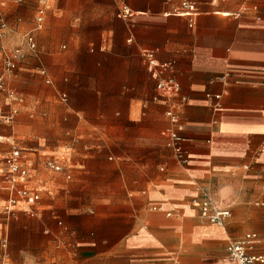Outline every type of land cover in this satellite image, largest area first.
Here are the masks:
<instances>
[{
  "label": "crops",
  "instance_id": "0c3cea01",
  "mask_svg": "<svg viewBox=\"0 0 264 264\" xmlns=\"http://www.w3.org/2000/svg\"><path fill=\"white\" fill-rule=\"evenodd\" d=\"M190 1L193 27L179 0H57L39 31L40 0L1 13L32 26L22 44L35 59L0 92V111L15 114L0 123V264H226L228 243L250 233L264 255V0ZM150 53L168 66L157 78ZM20 70L39 72L63 105L38 128ZM170 110L187 165L167 147ZM52 128L68 138L51 155L18 148L39 201L12 205L4 170L16 137ZM205 193L230 211L224 228L201 221Z\"/></svg>",
  "mask_w": 264,
  "mask_h": 264
},
{
  "label": "built area",
  "instance_id": "2783aa9c",
  "mask_svg": "<svg viewBox=\"0 0 264 264\" xmlns=\"http://www.w3.org/2000/svg\"><path fill=\"white\" fill-rule=\"evenodd\" d=\"M57 0H40V6L37 11L36 17V29L42 30L45 24V18L50 5ZM181 12L180 15L190 18V26L195 25L194 18L196 16V6L190 0H179ZM9 29L3 15L0 13V32L5 33ZM26 45L31 52L37 50L35 39L32 35H27L24 38ZM24 56L21 50L17 49L6 54L3 69L0 72V92L7 90L8 80L13 78L18 70V63ZM146 58L149 63V68L155 78H157L156 70L167 69V65H159L152 53L147 54ZM42 75L46 77V73L42 72ZM50 84V81H46ZM158 89L164 92H179V86L173 81H160L158 83ZM220 99V97H216ZM66 102V98H62ZM15 114L5 115L0 111V123H12ZM167 117L171 123V127L167 131L168 142L167 147L173 152L175 159L181 165H187V154L183 148V137L181 132L183 131L180 125L178 115L170 110L167 112ZM49 167L56 172H60L62 169L56 164H50ZM29 170L23 164V152L21 150H14L5 159L4 179L8 186V190L11 193V204L16 205V198H20L29 206H34L39 201V196L32 190H29L26 186V181L29 178ZM200 210V219L204 224L214 225L219 228H224L226 222L230 219L231 213L228 209L221 205L220 201L214 198L211 194L205 193L202 201L198 204ZM153 211H161L159 208H153ZM168 216H170L168 214ZM258 236L256 234H246L242 238L236 241H230L226 248V264H264V255H256L254 253L256 248V241Z\"/></svg>",
  "mask_w": 264,
  "mask_h": 264
},
{
  "label": "rangeland",
  "instance_id": "374dc122",
  "mask_svg": "<svg viewBox=\"0 0 264 264\" xmlns=\"http://www.w3.org/2000/svg\"><path fill=\"white\" fill-rule=\"evenodd\" d=\"M24 2L25 0H22L21 2H19V0H0V13H2L8 21V17L10 16L13 8L19 5H23ZM8 27L9 29L7 32H0V70L3 69L6 54H10L11 52L17 49L21 50L23 56H29L30 59H35V56H32L33 54L28 52L22 44L23 35L28 32L32 26L26 24L14 26L9 23ZM19 69H21V65ZM18 74L27 75L25 77L28 79V81H25L24 84L26 85V88L29 91V100L31 102L30 112L34 115V118H36L35 121H31L30 123L32 126L38 128V126L43 125V123H41V121H39L37 118L44 119L43 117L45 115L54 114L63 105L60 102L59 96L55 94V92H53L50 87L46 86L43 83L39 72L26 73L25 71L20 70ZM16 81L17 80H15V82ZM10 89L14 90L15 92H17V94L21 95L20 85L19 88L15 90L14 85L12 83ZM6 99V94H0V110L2 111L6 109ZM24 112V109L20 111L14 126L12 125L13 127L18 126V123H20ZM12 126H10V128H12ZM54 133L55 131L52 128L51 131H47V135L45 136L22 137L17 134L18 136L16 137L14 148L36 149L39 147L42 149H48L47 155H51L50 151L53 148L60 146L68 138L61 133ZM61 152L63 153L65 151L61 150ZM68 185L70 184L68 183Z\"/></svg>",
  "mask_w": 264,
  "mask_h": 264
}]
</instances>
